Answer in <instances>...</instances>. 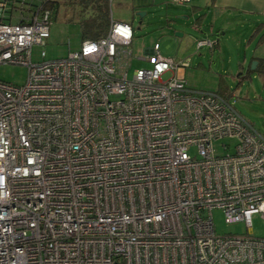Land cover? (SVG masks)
Instances as JSON below:
<instances>
[{
	"label": "built area",
	"instance_id": "2783aa9c",
	"mask_svg": "<svg viewBox=\"0 0 264 264\" xmlns=\"http://www.w3.org/2000/svg\"><path fill=\"white\" fill-rule=\"evenodd\" d=\"M54 2L0 0V264H264V134L157 44L129 77V24L46 60Z\"/></svg>",
	"mask_w": 264,
	"mask_h": 264
},
{
	"label": "rangeland",
	"instance_id": "374dc122",
	"mask_svg": "<svg viewBox=\"0 0 264 264\" xmlns=\"http://www.w3.org/2000/svg\"><path fill=\"white\" fill-rule=\"evenodd\" d=\"M21 1V0H18ZM28 1V0H27ZM20 8V6H17ZM113 8L114 17L118 13ZM93 9V8H92ZM18 11V10H17ZM17 13H13L15 17ZM93 11L77 0H57V9L54 11L53 21L50 26V38L46 40L44 49L46 60L64 58L69 52L78 51L82 38L80 25L88 23ZM149 21V22H148ZM156 21L147 17L141 20L135 18L133 27L135 39L132 40L131 49L134 54L128 76L130 77L135 69L147 68V64L136 59L144 55L146 50L159 46L161 56L171 58L175 62L189 59V66L185 69V81L191 89L197 91L215 92L226 99L246 120L257 130L264 134V115L257 113V108L246 100L247 83L239 82V70L236 69L237 61L243 60V53L246 45L240 39H222L219 44L217 39H208L216 45L212 50L204 47L196 49L197 39H175L172 30H159L155 28ZM186 29V28H185ZM163 33H168L171 39H159ZM252 49L254 45L251 46ZM41 48H33V61L38 60ZM27 75L25 68L20 66H0V79L21 85ZM167 74L163 78L167 79ZM231 143L229 140L218 142ZM213 223L217 234H244L247 232L241 223L228 225L224 222V215L220 210L212 213ZM252 234L257 238H264V219L260 216L252 217Z\"/></svg>",
	"mask_w": 264,
	"mask_h": 264
},
{
	"label": "crops",
	"instance_id": "0c3cea01",
	"mask_svg": "<svg viewBox=\"0 0 264 264\" xmlns=\"http://www.w3.org/2000/svg\"><path fill=\"white\" fill-rule=\"evenodd\" d=\"M77 1L83 3L86 0ZM91 1H98L107 7L109 24L106 33L113 20L129 24L135 39L134 19L137 17L141 20L149 16L156 21L154 23L156 29L172 30L175 39H197L194 41L195 44L202 39H217L218 44L222 39H240L246 48L243 60L237 61L236 65V69L239 70V82L248 84L246 100L257 108V113L264 115V0H190L187 5H176L170 0ZM51 5L55 6L53 8L55 11L57 2ZM112 7H115L118 18L114 17ZM87 8L95 15L90 6ZM141 12L145 14L142 18L138 16ZM94 15L90 16L89 20ZM159 39L171 38L168 33H163ZM214 46L208 49L212 50ZM150 50H146L145 53H149ZM248 70L250 76L247 78Z\"/></svg>",
	"mask_w": 264,
	"mask_h": 264
},
{
	"label": "trees",
	"instance_id": "16d2710c",
	"mask_svg": "<svg viewBox=\"0 0 264 264\" xmlns=\"http://www.w3.org/2000/svg\"><path fill=\"white\" fill-rule=\"evenodd\" d=\"M85 6H90L95 11L94 17L88 23H81L80 31L82 40L92 39L96 40L105 35L108 24L109 14L107 7L98 1L86 0L83 2ZM53 9L55 6L50 5ZM247 71V78L250 76ZM240 79H242L240 77Z\"/></svg>",
	"mask_w": 264,
	"mask_h": 264
},
{
	"label": "water",
	"instance_id": "95a60500",
	"mask_svg": "<svg viewBox=\"0 0 264 264\" xmlns=\"http://www.w3.org/2000/svg\"><path fill=\"white\" fill-rule=\"evenodd\" d=\"M144 15H145V14H144L143 12L138 13V16L141 17V18H142Z\"/></svg>",
	"mask_w": 264,
	"mask_h": 264
}]
</instances>
